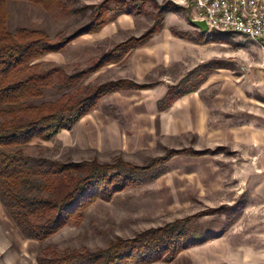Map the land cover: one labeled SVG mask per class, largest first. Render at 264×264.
<instances>
[{
    "label": "rangeland",
    "instance_id": "obj_1",
    "mask_svg": "<svg viewBox=\"0 0 264 264\" xmlns=\"http://www.w3.org/2000/svg\"><path fill=\"white\" fill-rule=\"evenodd\" d=\"M104 1L61 0L60 6L51 11L27 2L10 1L7 28L11 32L19 28L42 30L53 42H59L91 22L94 8ZM196 2L144 0L139 14L120 15L113 21L126 16L120 21L125 28L123 32L110 22L99 32L78 37L62 51L47 54L37 62L44 68L59 66L67 74L86 70L129 37L145 33L154 24L158 10L168 8L173 11L165 13L163 20L171 13L177 19L172 23L183 24L182 28L188 30L187 33L173 27L172 35L198 45L197 69L188 73L180 61L169 67L159 65L140 78L141 70L133 65V60L141 55L142 49H134L117 63L87 76L79 96L98 85L119 80L154 83L139 84L148 86L147 89L176 84L178 94H186L204 78L230 76L244 93H232L222 110L211 109L212 123L225 117L232 124L236 113L246 111L252 116L255 106L261 107L264 114V78L259 69L257 43L233 33L208 30L203 34L193 28L188 20H199ZM173 33L186 34L189 39ZM148 42L142 46L150 47ZM141 90L107 95L72 130L62 131L50 141L36 140L25 151L32 157L61 163L124 162L150 169L133 171L134 184L115 194L109 202H95L80 225L66 226L43 243L25 239L0 204V264H38L41 257L73 251L94 252L114 241L132 239L149 229L182 220L188 221L187 227L196 231L199 238H214L180 252L170 263L154 264H264V179L248 177L247 182H240L243 168L227 147L213 145L196 150L195 136L182 141L175 134L174 111L150 113L143 105L145 93ZM58 97L48 92L33 103ZM204 98L209 101L211 95L206 93ZM143 111L147 116L143 117ZM161 158L165 161L160 162ZM260 174L264 177V170Z\"/></svg>",
    "mask_w": 264,
    "mask_h": 264
},
{
    "label": "trees",
    "instance_id": "obj_2",
    "mask_svg": "<svg viewBox=\"0 0 264 264\" xmlns=\"http://www.w3.org/2000/svg\"><path fill=\"white\" fill-rule=\"evenodd\" d=\"M10 1L27 2L51 11L60 6L61 0H0V204L25 239L43 243L66 226L80 225L87 209L95 202H109L115 194L130 187L133 171L150 168L124 162L112 165L96 161L61 163L32 157L25 148L36 140L50 141L62 131L72 130L107 95L147 89L146 85L119 80L98 85L88 94L79 96L87 76L103 66L117 63L146 44L163 29V15L173 10H158L154 24L145 33L129 37L90 68L67 74L59 66L44 68L37 61L47 54L62 51L78 37L99 32L120 15L139 14L144 0H105L94 8L91 22L59 42H53L42 30L9 31L7 4ZM173 34L189 39L186 34ZM177 89V86L168 89L157 104L158 111L167 109L182 95ZM48 92L59 97L33 103ZM163 159L160 162L165 161ZM187 224V220H182L149 229L94 252L73 251L41 257L38 264L170 263L180 252L214 238H199Z\"/></svg>",
    "mask_w": 264,
    "mask_h": 264
},
{
    "label": "crops",
    "instance_id": "obj_3",
    "mask_svg": "<svg viewBox=\"0 0 264 264\" xmlns=\"http://www.w3.org/2000/svg\"><path fill=\"white\" fill-rule=\"evenodd\" d=\"M171 1L180 3L181 0ZM125 18L126 16H122L116 22H112V26L123 32L125 28L120 25V21ZM172 21H177V19L171 13L167 14L164 18L162 31L149 40L150 47L136 48L138 51L142 49L141 55L133 60V65L141 70L140 78H145L151 69L159 65L169 67L180 61L184 63L183 68L188 73L199 67L198 45L192 41L174 37L171 31L173 27H178L187 33L188 30L182 28L183 24L172 23ZM189 33L191 34V32ZM133 82L136 84H154L147 81L143 83ZM170 86H176V84L160 85L156 88L141 90L145 93L143 105L147 106L150 113L167 112L166 114H170L171 111H174L175 134L180 135V138H183L182 141L187 136H195L197 140L194 145L196 150L209 148L213 145L229 148L236 156V161L243 168L240 182H247L248 177L264 179L263 176H260L261 171L264 170L263 109L255 106L256 109L252 116H248L246 111H239L233 118L234 123L232 124L225 117L213 123L209 118L211 109L222 110L225 100L229 99L232 93L239 92L241 94L243 92L241 88L237 89L236 86L238 85L231 80L230 76L213 79L204 78L197 87H194L193 91L182 94L167 109L160 112L157 104L164 99L168 92L167 87ZM206 93L211 95L209 101L204 98ZM139 107L140 104L137 109ZM243 108H245V104ZM145 114L147 113L143 111V117L147 116Z\"/></svg>",
    "mask_w": 264,
    "mask_h": 264
},
{
    "label": "built area",
    "instance_id": "obj_4",
    "mask_svg": "<svg viewBox=\"0 0 264 264\" xmlns=\"http://www.w3.org/2000/svg\"><path fill=\"white\" fill-rule=\"evenodd\" d=\"M198 19L208 30L233 33L257 43L264 78V0H197Z\"/></svg>",
    "mask_w": 264,
    "mask_h": 264
},
{
    "label": "water",
    "instance_id": "obj_5",
    "mask_svg": "<svg viewBox=\"0 0 264 264\" xmlns=\"http://www.w3.org/2000/svg\"><path fill=\"white\" fill-rule=\"evenodd\" d=\"M188 21L192 27L199 29L201 33L206 34L208 32V27L204 21L194 19H189Z\"/></svg>",
    "mask_w": 264,
    "mask_h": 264
}]
</instances>
